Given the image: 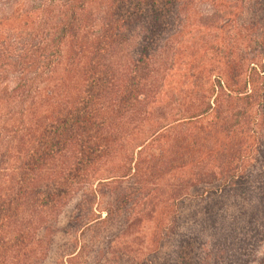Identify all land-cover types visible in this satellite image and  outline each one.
Returning a JSON list of instances; mask_svg holds the SVG:
<instances>
[{
  "label": "trees",
  "instance_id": "trees-1",
  "mask_svg": "<svg viewBox=\"0 0 264 264\" xmlns=\"http://www.w3.org/2000/svg\"><path fill=\"white\" fill-rule=\"evenodd\" d=\"M82 255L264 264V0H0V264Z\"/></svg>",
  "mask_w": 264,
  "mask_h": 264
},
{
  "label": "rangeland",
  "instance_id": "rangeland-1",
  "mask_svg": "<svg viewBox=\"0 0 264 264\" xmlns=\"http://www.w3.org/2000/svg\"><path fill=\"white\" fill-rule=\"evenodd\" d=\"M172 75H174V74H172ZM102 216L104 217V213L102 214ZM70 240H71V238H70ZM70 240H68V239H66V240L59 239L58 240V244L56 247L57 256L62 255V254H67L66 252H68L69 250L72 249V245H71L72 240L71 241ZM58 260H62V259H58ZM83 260H85V259H84V256L82 255V257L78 261L80 263V262H83ZM87 260H88L89 264H91V260L90 259H87Z\"/></svg>",
  "mask_w": 264,
  "mask_h": 264
}]
</instances>
